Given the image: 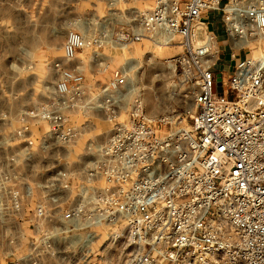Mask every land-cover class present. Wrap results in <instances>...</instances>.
Wrapping results in <instances>:
<instances>
[{
	"label": "built area",
	"instance_id": "1",
	"mask_svg": "<svg viewBox=\"0 0 264 264\" xmlns=\"http://www.w3.org/2000/svg\"><path fill=\"white\" fill-rule=\"evenodd\" d=\"M147 1L56 0V20L77 23L54 63L56 106L42 110L48 128L36 160L20 131L0 160V260L111 264L114 248L123 264H264V0H152L142 12L137 5ZM210 12L220 14L235 63L227 76L217 69L224 49ZM146 33L159 43L179 39L170 59L195 86L189 132L162 134L167 118L146 112L124 68L94 99L72 68L87 49ZM97 98L109 128L68 122ZM33 162H56V176L28 182ZM34 191L29 219L24 205Z\"/></svg>",
	"mask_w": 264,
	"mask_h": 264
},
{
	"label": "rangeland",
	"instance_id": "2",
	"mask_svg": "<svg viewBox=\"0 0 264 264\" xmlns=\"http://www.w3.org/2000/svg\"><path fill=\"white\" fill-rule=\"evenodd\" d=\"M153 5V1L148 0L137 7L146 12ZM206 20L224 49L217 69L227 76L235 63H229L226 42L222 43L224 31L220 14L210 12ZM74 23L77 22L56 20V0H0V160L15 150L19 131L28 140V149L36 160V148L48 128L42 110L46 106H56L55 87L59 74L54 63L62 54L66 31ZM112 26L116 27L117 23L112 22ZM149 36L146 33L143 39L126 44L128 47L124 50L110 42L96 49H87L72 68L77 67L84 74L89 86L85 92L86 99H94L98 92L96 88L110 80L116 69L124 68L134 82L135 94L141 98L146 112L157 118H167V124L157 127L161 128L162 134L189 132L195 86L182 81L178 68L170 59L181 51V48H176L179 39L173 38L171 47L164 48ZM237 55L241 53L237 52ZM91 58L93 64L89 65ZM98 104L97 98L96 104L87 111L82 113L76 109L70 112L68 122L77 128H109ZM27 166L28 182L56 176V162L51 165L33 162ZM8 168L15 174L18 166L10 162ZM37 202L38 195L34 191L24 205L27 218L32 215ZM107 251L108 262L123 264V260L118 258L122 253L120 250L112 248ZM6 263L10 264L0 260V264Z\"/></svg>",
	"mask_w": 264,
	"mask_h": 264
},
{
	"label": "bare ground",
	"instance_id": "3",
	"mask_svg": "<svg viewBox=\"0 0 264 264\" xmlns=\"http://www.w3.org/2000/svg\"><path fill=\"white\" fill-rule=\"evenodd\" d=\"M160 44H162L163 45V47L164 48H170L171 46H170V43H160ZM167 44V45H166ZM118 46H120V47H122V49L124 50V49H126L128 46L126 45V44H117ZM176 48H178V49H180V45L179 44H177L176 45Z\"/></svg>",
	"mask_w": 264,
	"mask_h": 264
},
{
	"label": "water",
	"instance_id": "4",
	"mask_svg": "<svg viewBox=\"0 0 264 264\" xmlns=\"http://www.w3.org/2000/svg\"><path fill=\"white\" fill-rule=\"evenodd\" d=\"M219 90V89H218Z\"/></svg>",
	"mask_w": 264,
	"mask_h": 264
}]
</instances>
